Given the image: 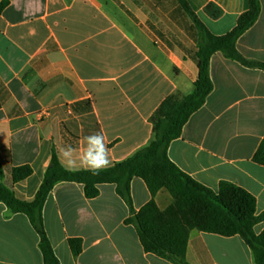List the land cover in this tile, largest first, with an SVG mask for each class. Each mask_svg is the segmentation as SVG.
I'll return each instance as SVG.
<instances>
[{
  "label": "crops",
  "instance_id": "obj_1",
  "mask_svg": "<svg viewBox=\"0 0 264 264\" xmlns=\"http://www.w3.org/2000/svg\"><path fill=\"white\" fill-rule=\"evenodd\" d=\"M185 1L216 36L231 32L249 10V0ZM211 2L219 15L207 11ZM260 2L258 21L236 47L245 59L264 64ZM1 7L0 163L6 186L23 201L35 199L62 145L78 147L85 136L103 133L112 167L154 140L152 118L167 97L183 99L195 90L199 32L178 0H0ZM209 71L213 91L168 156L214 191L222 182L245 189L262 215L264 166L253 158L264 139V71L221 52ZM21 166L32 167L33 175L13 184L11 170ZM99 189L90 200L82 184L64 182L49 195L44 226L60 264H173L144 251L135 226L125 223L130 210L116 186ZM131 193L136 211L152 199L141 178L132 180ZM155 201L161 210L174 202L166 189ZM254 230L261 234L264 221ZM71 238L83 239L79 257ZM186 260L255 264L241 237L199 231L191 233ZM0 264H44L29 217L3 203Z\"/></svg>",
  "mask_w": 264,
  "mask_h": 264
},
{
  "label": "trees",
  "instance_id": "obj_2",
  "mask_svg": "<svg viewBox=\"0 0 264 264\" xmlns=\"http://www.w3.org/2000/svg\"><path fill=\"white\" fill-rule=\"evenodd\" d=\"M178 1L198 28L199 47L195 60L199 74L191 95L183 99L170 96L162 102L152 118L154 140L150 145L127 160L102 170L98 175L89 171H67L54 155L44 181L31 202L19 199L4 184L5 172L0 163V203L5 204L13 213L29 217L40 237L44 264H60L45 230L43 208L56 185L64 182L82 184L85 196L90 200L100 196V185H115L118 196L130 210L125 223L135 226L146 253L173 264H189L186 255L190 236L193 231H199L223 237H241L251 249L255 264H264V231L256 234L254 230L257 224L264 221V214H257L256 198L245 189L228 182H222L219 189L214 191L181 171L168 156L170 144L181 137L190 117L202 108L213 91L209 68L215 53L221 52L226 58L245 67L264 71L263 63L245 59L236 47L239 38L258 21L261 2L249 0V10L240 16L236 27L226 35L216 36L195 16L185 0ZM207 11L214 16L219 15L213 2ZM253 161L264 166V139ZM10 174L12 183L18 184L31 177L33 169L30 166L16 167ZM134 178H141L152 196L139 211L134 208L131 193ZM163 189L174 200L166 210H161L155 201ZM68 244L73 255L79 257L83 252V239L71 238Z\"/></svg>",
  "mask_w": 264,
  "mask_h": 264
},
{
  "label": "clouds",
  "instance_id": "obj_3",
  "mask_svg": "<svg viewBox=\"0 0 264 264\" xmlns=\"http://www.w3.org/2000/svg\"><path fill=\"white\" fill-rule=\"evenodd\" d=\"M58 160L67 171H89L98 175L112 165L110 149L103 133L85 136L78 147L62 145L57 152Z\"/></svg>",
  "mask_w": 264,
  "mask_h": 264
},
{
  "label": "rangeland",
  "instance_id": "obj_4",
  "mask_svg": "<svg viewBox=\"0 0 264 264\" xmlns=\"http://www.w3.org/2000/svg\"><path fill=\"white\" fill-rule=\"evenodd\" d=\"M4 184L6 185V183L4 182Z\"/></svg>",
  "mask_w": 264,
  "mask_h": 264
}]
</instances>
